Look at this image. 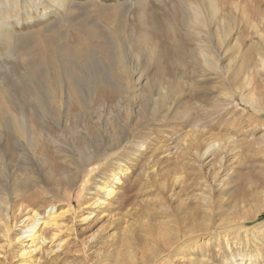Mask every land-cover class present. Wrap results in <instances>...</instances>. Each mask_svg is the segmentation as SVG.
I'll return each mask as SVG.
<instances>
[{
  "label": "rangeland",
  "instance_id": "obj_1",
  "mask_svg": "<svg viewBox=\"0 0 264 264\" xmlns=\"http://www.w3.org/2000/svg\"><path fill=\"white\" fill-rule=\"evenodd\" d=\"M18 1L21 25L0 0L12 36L0 38V199L13 204L0 207V264H264V0H213L217 12L210 0H37L45 17ZM74 49L89 61L69 103ZM58 52L51 103L29 71ZM14 117L43 135L34 150ZM34 212L58 221L29 247L17 238Z\"/></svg>",
  "mask_w": 264,
  "mask_h": 264
},
{
  "label": "bare ground",
  "instance_id": "obj_2",
  "mask_svg": "<svg viewBox=\"0 0 264 264\" xmlns=\"http://www.w3.org/2000/svg\"><path fill=\"white\" fill-rule=\"evenodd\" d=\"M52 1H54L53 3H55V5L57 6V7H59V6H65L66 5V3H65V1H63V0H52ZM202 1V0H201ZM208 1V0H207ZM4 2L7 4L6 6H9V8H10V10H11V13H10V16H8V17H15L16 18V22H17V24L18 25H21V17H20V15H21V10H20V7H19V1L18 0H15V1H10V0H4ZM199 2V4L197 5V4H195V5H193V7H191L193 10H194V12H195V14H194V21L196 22V24L198 23V24H200V25H204V23H205V18H204V16L205 15H203V12H204V10H203V8H201V5H200V1H198ZM210 8L214 11L215 10V12H217L216 10L218 9L217 8V4L212 0H210ZM32 7H31V9H32V11H33V8H36V10H40V16L41 17H45V16H47V13H48V9H46V7L44 8V5H43V7L41 6V4H43V3H39L37 0H32ZM201 4H202V2H201ZM0 7L2 8V3L0 4ZM31 12V11H30ZM25 13L28 15L29 13H27V10H25ZM33 13H34V11H33ZM50 13V12H49ZM33 17V16H32ZM32 17H29V18H32ZM30 20V19H29ZM208 20V19H207ZM7 25H9V21L6 19V17H4V16H1L0 17V38H2V37H6L7 38V40H9L12 36L11 35H9V33L5 30V26H7ZM14 37V36H13ZM18 37V36H17ZM114 39H116V37L114 38ZM117 41H118V39H117ZM118 43V42H117ZM84 50H86V49H84ZM83 50V51H84ZM118 50H120V49H118ZM71 51V50H70ZM82 50H77V49H74L73 51H71V52H69V53H67L66 55H68L70 58H71V60H72V62H73V64L70 66V65H67V66H64V67H66L64 70H66V72H67V74H66V76L67 77H69L70 79L69 80H71L72 81V86L71 87H69L70 88V94H69V98H67L68 99V102L69 103H71V101L72 100H75V98H76V93H77V91H79V87H78V85H77V83L79 82V81H77V79H81V78H83V72H81L82 71V66H84V65H86L85 64V62H88L89 60H87L89 57H88V55H85V52L84 53H82L81 52ZM89 52V50L87 51V53ZM106 52V51H105ZM59 53V52H58ZM90 53V52H89ZM55 54V53H54ZM57 54V53H56ZM60 54V53H59ZM93 54V53H92ZM205 54V53H204ZM203 54V55H204ZM62 54H60V55H56V56H54V55H52L53 57H49V58H41L40 59V62H39V64L40 65H37V64H35V65H33L32 66V69H31V71H29L30 69L28 68L27 69V71H29L30 72V75H31V80H33V77H34V72H40V74L41 75H43V77H44V79L46 80V84H48V86H49V88H48V92H49V96H48V99H50L52 102L51 103H55V102H57V98H56V96L58 95V93H59V89H60V87H59V89H58V86H57V83L55 82V80L56 79H58L61 75V72L62 71H60V64H61V62H60V64L58 63V61H57V59L59 58V56H61ZM65 54H64V56L63 57H68V56H66ZM119 55V57L116 59V63H115V66H116V70H119V71H125V63H124V61H123V59H122V55H120V54H118ZM118 55H116V56H118ZM40 58V57H39ZM60 59V58H59ZM64 61V60H63ZM90 61H91V59H90ZM206 61V60H205ZM204 61V62H205ZM213 61V60H212ZM35 62H36V60H35ZM213 62H215V61H213ZM105 63V62H104ZM32 64V63H31ZM114 64V63H113ZM112 64V65H113ZM30 68H31V65L29 66ZM88 68V67H87ZM87 68H85V69H87ZM115 68V67H114ZM218 69V68H217ZM28 72V73H29ZM38 72V73H39ZM40 75V76H41ZM37 77V76H36ZM35 77V78H36ZM43 79V80H44ZM67 79V78H66ZM58 80H60V79H58ZM62 81V80H61ZM59 82V81H58ZM81 82V81H80ZM70 83V82H69ZM60 84V83H59ZM68 88V87H67ZM93 88V87H92ZM96 91H97V87H95L93 90H92V97L94 98V96H95V93H96ZM67 92V91H66ZM61 93V92H60ZM69 93V92H68ZM62 94H63V92H62ZM68 95V94H67ZM0 97H2V94L0 93ZM77 97H78V94H77ZM79 98V97H78ZM2 99V98H1ZM38 99V98H37ZM92 99V98H91ZM3 100V99H2ZM1 101V100H0ZM4 101V100H3ZM39 101V100H38ZM40 102V101H39ZM44 102V101H43ZM45 104V103H44ZM45 106V105H44ZM5 106H4V103H0V116H1V113H2V110H3V108H4ZM68 107V106H67ZM41 108H42V110L44 111V112H46V109L41 105ZM7 109V108H6ZM5 109V110H6ZM49 109V108H48ZM50 110V109H49ZM48 110V111H49ZM4 111V110H3ZM68 111H69V109H67V113H68ZM9 113V112H8ZM12 115V114H11ZM16 115V114H15ZM6 116V115H5ZM130 116V115H129ZM3 117H4V115L2 116V120H3ZM55 117V116H54ZM53 117V118H54ZM129 118H131V117H129ZM1 119V118H0ZM9 119V118H8ZM10 120V119H9ZM27 118L25 119V118H23V120H21L20 118L18 119L17 117L15 118H12V122H13V126H11L10 127V130H11V133H12V135H13V137H14V139L16 140V141H18V142H21L22 144H24L26 147H27V149L28 148H30L31 150H34V148H35V146L36 145H38L39 143H41L40 141H41V139H42V137H43V135L42 134H39V135H37V134H35L34 133V131L32 130V128H31V126L29 125V123L27 122ZM12 125V124H11ZM1 129V128H0ZM78 131H80V129L78 130ZM4 132V131H3ZM128 132V131H127ZM127 132L125 133V134H123V135H113V138H112V140L111 141H109V140H107L104 144V148H103V152H106L105 154H109V155H111V154H115V153H117L122 147H123V144H124V142L127 140ZM82 132H80V134H81ZM85 133V132H84ZM88 136V135H87ZM86 137V136H85ZM87 139H88V141H89V143L92 145L93 144V138L91 137V136H88V137H86ZM59 140H54V142H58ZM88 143V144H89ZM3 144V139H2V136L0 135V146ZM62 144V143H61ZM89 144V145H90ZM67 145H69L68 147H70L71 148V150L72 151H75L76 150V146H75V143L74 142H69ZM90 145V146H91ZM97 146V145H96ZM60 149V148H59ZM68 149V148H67ZM70 150V149H69ZM85 150H86V148H85ZM34 152V151H33ZM62 152V151H61ZM67 152V151H66ZM64 153V152H63ZM68 153V152H67ZM70 153V152H69ZM33 158L36 160V162H37V164H41L40 163V161H39V158L36 156V154L34 153V155H33ZM87 159V158H86ZM38 165V166H39ZM42 166V165H41ZM122 173V172H121ZM113 176H114V178L113 179H115V183L116 184H122L123 183V181H122V179H121V177L120 176H118V175H115V174H113ZM3 186H6V185H3ZM8 186V185H7ZM13 187V186H12ZM7 188V187H6ZM5 188V189H6ZM99 189L100 190H103V191H105L106 193H107V195H110L111 197H113L114 196V194L116 193V187L113 185V186H109L107 183H106V185L105 186H100L99 187ZM12 190V189H11ZM55 190V189H54ZM13 194V193H12ZM11 193L9 194L10 196L12 195ZM13 197H15V196H13ZM13 199V198H12ZM105 202V201H104ZM13 204H11L10 203V200L9 201H3V200H1L0 199V207H5V214H8V212H9V207H11ZM54 208V207H53ZM50 211H52V209L50 210ZM8 217V216H7ZM9 218V217H8ZM1 221V220H0ZM27 221H29V223L26 225V227H27V229H24L23 230V234L21 235V236H19L17 239L19 240V241H21V242H23V241H25V240H29L30 242H31V244H29V247H33L35 244V242L36 241H38L39 239H40V233H39V230H40V228H41V226H43V225H54V224H56L57 223V221H58V215H55V214H53V215H51L50 216V218L49 219H47V220H43V218L42 217H40V215H39V213H36V212H34V214L33 215H31V216H28V217H26L24 220H23V222L24 223H26ZM1 223V222H0ZM2 223H4L3 221H2ZM23 223V224H24ZM25 225V224H24ZM1 227V226H0ZM11 227V226H10ZM7 229V230H6ZM4 231H6V233H8L9 231H10V228H9V226H5V229H4ZM36 246V245H35ZM35 250V249H34ZM30 253V251H27V252H25V253H23V254H25V255H27V254H29ZM162 260H164V262H169V263H172L173 264V262L167 257V256H164V257H162V258H159V259H157L156 261H155V263L154 264H161V261ZM242 263H243V261H242Z\"/></svg>",
  "mask_w": 264,
  "mask_h": 264
}]
</instances>
